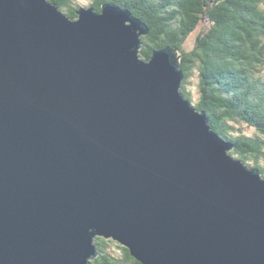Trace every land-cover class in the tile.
<instances>
[{
  "label": "water",
  "instance_id": "water-1",
  "mask_svg": "<svg viewBox=\"0 0 264 264\" xmlns=\"http://www.w3.org/2000/svg\"><path fill=\"white\" fill-rule=\"evenodd\" d=\"M0 0V264H264V175L183 92L176 46L106 3Z\"/></svg>",
  "mask_w": 264,
  "mask_h": 264
},
{
  "label": "trees",
  "instance_id": "trees-1",
  "mask_svg": "<svg viewBox=\"0 0 264 264\" xmlns=\"http://www.w3.org/2000/svg\"><path fill=\"white\" fill-rule=\"evenodd\" d=\"M76 19L77 0H51ZM111 4L129 9L147 23L142 57L176 46L183 54V92L192 100L187 84L197 69L201 91L195 105L206 111L213 129L235 146L231 153L264 175V0H94L102 11ZM193 51L185 44L199 27ZM248 129L250 133L245 130ZM100 254L93 264H142L114 239L96 241ZM119 244L122 255L110 247Z\"/></svg>",
  "mask_w": 264,
  "mask_h": 264
},
{
  "label": "rangeland",
  "instance_id": "rangeland-1",
  "mask_svg": "<svg viewBox=\"0 0 264 264\" xmlns=\"http://www.w3.org/2000/svg\"><path fill=\"white\" fill-rule=\"evenodd\" d=\"M94 0H77V5L78 7H91L93 4ZM109 4H111L110 2H108ZM200 30H197L195 33H193L190 38L187 40L186 44H185V49L186 51H193L197 44H198V36L200 35L201 31L205 30V26H201L199 27ZM181 54V52H180ZM190 83L187 84V87L189 89V91H191L192 94V102L194 105H196L199 101H200V97H201V91H200V86H199V74L197 69L194 70L193 75L190 78ZM199 111H202L200 109H198ZM246 132L250 133L251 132L246 129ZM233 152V150H231V153ZM236 157V156H235ZM249 166V165H248ZM250 167H255L253 165H251ZM112 250L116 251L119 255H122V250L119 247V244H112L110 247Z\"/></svg>",
  "mask_w": 264,
  "mask_h": 264
}]
</instances>
